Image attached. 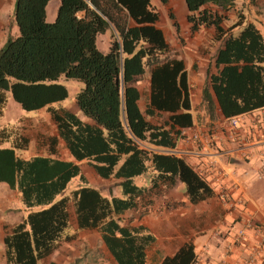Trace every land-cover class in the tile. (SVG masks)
I'll return each instance as SVG.
<instances>
[{"label": "trees", "instance_id": "trees-1", "mask_svg": "<svg viewBox=\"0 0 264 264\" xmlns=\"http://www.w3.org/2000/svg\"><path fill=\"white\" fill-rule=\"evenodd\" d=\"M49 1L16 0L19 35L0 47V118L10 94L27 115L46 110L54 126L53 134L31 141L22 136L12 146L0 141V184L18 191L25 208H41L12 227L3 225L4 262L38 264L74 239L76 228L97 231L115 264H147L146 250L156 239L130 220L149 213L160 188L179 182L192 205L214 197L206 180L173 153L181 131L193 126L184 62L172 57L150 0H59L55 21L47 23ZM183 1L190 32L213 28V40L222 41L202 93L208 114L218 109L230 119L263 109L260 31L247 24L237 36L229 34L242 25L240 14L223 27L235 0ZM107 31L109 49L102 53L96 40ZM62 75L81 84L70 107L64 86L46 84ZM145 75L149 98L141 111L138 87ZM28 147L38 155L27 160L16 155ZM59 149L73 161L62 160ZM85 169L109 185L108 195L89 185ZM127 212L132 216L123 217ZM195 259L189 241L159 264Z\"/></svg>", "mask_w": 264, "mask_h": 264}, {"label": "crops", "instance_id": "crops-1", "mask_svg": "<svg viewBox=\"0 0 264 264\" xmlns=\"http://www.w3.org/2000/svg\"><path fill=\"white\" fill-rule=\"evenodd\" d=\"M150 2L159 13L157 26L172 49V57L184 62L190 89L193 126L181 131L182 138L173 153L206 180L214 197L192 205L178 182L160 188L151 199L148 214L138 218L133 213L130 224L145 227L156 239L146 250L147 264H159L189 241L196 255L193 264H264V108L230 119H225L218 109L210 116L202 93L208 82V68L215 72V54L222 41L213 40V28L201 27L195 33L190 32L183 0ZM234 9L242 11L244 20L229 34L235 37L242 27L253 24L264 38V0H235ZM233 24L235 21H225L223 27ZM138 89L139 107L145 111L149 75L142 78ZM232 120L236 122L234 126ZM150 121L154 122V118ZM194 135L199 139L193 140ZM16 155L27 160L38 153L28 147L16 150ZM60 158L73 161L64 149ZM89 183L107 194L102 187ZM113 194H119V188ZM228 204L232 207L228 208ZM29 210L18 191L0 184V264H5L3 225L12 227L20 223ZM124 216L132 214L127 212ZM73 230L74 239L61 243L38 264H115L97 231ZM240 231L242 237L238 235Z\"/></svg>", "mask_w": 264, "mask_h": 264}, {"label": "rangeland", "instance_id": "rangeland-1", "mask_svg": "<svg viewBox=\"0 0 264 264\" xmlns=\"http://www.w3.org/2000/svg\"><path fill=\"white\" fill-rule=\"evenodd\" d=\"M16 0H0V44L3 40H7L8 37L15 38L19 35L17 26L14 22V8ZM252 1V0H251ZM254 1V0H253ZM59 0H50L46 6V22L53 23L56 18L57 10L59 8ZM242 11L236 9L226 13L227 20L229 22L237 21V16L241 15ZM171 15V11L167 12ZM243 16V15H242ZM168 27L170 24L168 23ZM110 32L98 36L96 40L97 49L102 53H107L110 43ZM5 40V42H6ZM46 84H57L64 86L68 91V99L66 105L70 107L72 101L75 100L76 94L81 89V84L75 80L67 79L65 76H60L56 81L46 82ZM40 133L53 134L54 126L49 119V115L46 110H42L37 113H25L22 112L18 104L14 102L11 95H7V105L3 115L0 118V141H3L1 146H12L13 141L17 140L16 137H26L29 141L37 137ZM19 151V150H18ZM24 151V150H22ZM62 149L58 150V154L62 155ZM88 172V171H87ZM89 181L96 187H102L105 190L108 188L107 183H101L92 174H87ZM77 181V180H76ZM76 181H72L69 185L66 194H68L73 187H75ZM41 208H32L31 212L38 211Z\"/></svg>", "mask_w": 264, "mask_h": 264}, {"label": "built area", "instance_id": "built-area-1", "mask_svg": "<svg viewBox=\"0 0 264 264\" xmlns=\"http://www.w3.org/2000/svg\"><path fill=\"white\" fill-rule=\"evenodd\" d=\"M235 121H233L232 120V125L234 126L235 125ZM199 139V137L197 136V135H194L193 136V140H198ZM232 206H231V204H228V208H231ZM238 235H239V237H242L243 236V232L242 231H240L239 233H238Z\"/></svg>", "mask_w": 264, "mask_h": 264}]
</instances>
